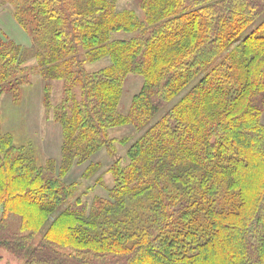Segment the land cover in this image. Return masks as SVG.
<instances>
[{
    "label": "trees",
    "instance_id": "16d2710c",
    "mask_svg": "<svg viewBox=\"0 0 264 264\" xmlns=\"http://www.w3.org/2000/svg\"><path fill=\"white\" fill-rule=\"evenodd\" d=\"M135 1L140 13L15 1L64 137L55 168L0 132V249L25 264H264V0ZM24 50L0 36V96L18 90ZM129 73L144 81L122 114ZM128 125L138 136L120 140L108 197L84 201L66 176L88 162L93 177L91 157L113 155L109 131Z\"/></svg>",
    "mask_w": 264,
    "mask_h": 264
},
{
    "label": "rangeland",
    "instance_id": "374dc122",
    "mask_svg": "<svg viewBox=\"0 0 264 264\" xmlns=\"http://www.w3.org/2000/svg\"><path fill=\"white\" fill-rule=\"evenodd\" d=\"M17 0H7L0 4V36L10 42L16 43L24 50V63L22 66L28 70L21 74V80L18 90L14 91L6 88L0 96V132L7 134L12 139L14 145L23 146L28 149L29 155L35 158L39 165H46L47 159L55 161V168L59 166L62 128L61 125L52 119V115L47 114L43 101V90L45 83L40 76L37 68L38 59L30 51L34 41L31 35L26 31L15 18V9ZM133 9L140 13L138 4L135 0H118V9ZM28 17V16H27ZM27 39L25 38V36ZM114 38L127 37L123 33L113 34ZM31 42L30 45L28 43ZM110 64L108 57L101 58L98 61L86 63L88 70H99ZM143 77L139 74L129 73L123 82V91L118 110L126 114L129 110L131 100L137 94L143 84ZM51 103L56 105L62 99V81H51ZM52 113V112H51ZM48 115V116H47ZM264 121V116H263ZM109 135L116 140V152L112 155L106 149L99 150L91 157V162H99L101 168L91 178H84L83 170L88 164L75 165L71 172L66 176L67 182H77L75 194H80L82 199L88 203L92 202L95 196L108 197V190L113 185V179L106 170L118 159L124 165L127 164L126 151L128 144H122L120 140L128 138L129 143L134 140L138 133L132 126L115 127L110 129ZM101 175V181L96 178ZM0 264H25V261L8 251L0 249Z\"/></svg>",
    "mask_w": 264,
    "mask_h": 264
},
{
    "label": "crops",
    "instance_id": "0c3cea01",
    "mask_svg": "<svg viewBox=\"0 0 264 264\" xmlns=\"http://www.w3.org/2000/svg\"><path fill=\"white\" fill-rule=\"evenodd\" d=\"M24 36H25V38L27 39L26 35H24ZM30 44H31V42L28 43V45H30Z\"/></svg>",
    "mask_w": 264,
    "mask_h": 264
}]
</instances>
